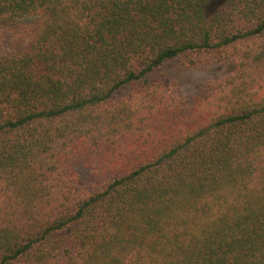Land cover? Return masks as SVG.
Returning a JSON list of instances; mask_svg holds the SVG:
<instances>
[{"label": "trees", "instance_id": "trees-1", "mask_svg": "<svg viewBox=\"0 0 264 264\" xmlns=\"http://www.w3.org/2000/svg\"><path fill=\"white\" fill-rule=\"evenodd\" d=\"M211 1L0 0V264H264V0Z\"/></svg>", "mask_w": 264, "mask_h": 264}, {"label": "rangeland", "instance_id": "rangeland-1", "mask_svg": "<svg viewBox=\"0 0 264 264\" xmlns=\"http://www.w3.org/2000/svg\"><path fill=\"white\" fill-rule=\"evenodd\" d=\"M227 0H212L206 7L207 18L214 16ZM23 29H1L0 28V53L11 52L21 46V32ZM23 33V32H22ZM232 71L230 64L219 62L216 58H203L196 65L179 64L168 65L162 75L169 78L172 85L181 90L184 97L193 99L205 86L226 77ZM132 87H125L118 97L128 95ZM83 180L88 183L91 174L88 170L81 173Z\"/></svg>", "mask_w": 264, "mask_h": 264}]
</instances>
